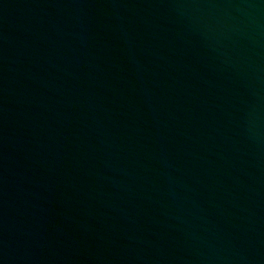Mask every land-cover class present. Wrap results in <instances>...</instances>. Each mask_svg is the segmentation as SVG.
<instances>
[{"label": "water", "instance_id": "1", "mask_svg": "<svg viewBox=\"0 0 264 264\" xmlns=\"http://www.w3.org/2000/svg\"><path fill=\"white\" fill-rule=\"evenodd\" d=\"M0 264H264V0H0Z\"/></svg>", "mask_w": 264, "mask_h": 264}]
</instances>
